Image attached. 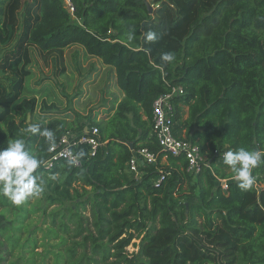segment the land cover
Segmentation results:
<instances>
[{
  "label": "trees",
  "instance_id": "trees-1",
  "mask_svg": "<svg viewBox=\"0 0 264 264\" xmlns=\"http://www.w3.org/2000/svg\"><path fill=\"white\" fill-rule=\"evenodd\" d=\"M71 1L74 13L65 0H25L23 42L42 51L81 45L115 68L126 96L107 122H93L107 147L83 167L65 158L43 163L35 202L39 194L20 205L0 194V264H38L40 246L39 264L52 255V264H264V163L253 169V188L242 191L223 160L240 147L264 150V0ZM20 12L21 0H0V47ZM148 31L155 42L146 40ZM167 52L176 55L170 64L161 59ZM174 86L185 90L174 99V134L197 143L209 164L197 175L187 171L185 155L163 151L152 130L153 102ZM22 89V78L9 90L0 81V149L22 136L37 107L35 98L24 99L17 122L13 104ZM46 128L51 142L24 137L44 162L49 145L74 126L54 118ZM130 146L160 153L141 178L127 172ZM159 169L165 177L157 184ZM35 214L41 224L33 225ZM135 238L139 249L130 253Z\"/></svg>",
  "mask_w": 264,
  "mask_h": 264
},
{
  "label": "rangeland",
  "instance_id": "rangeland-1",
  "mask_svg": "<svg viewBox=\"0 0 264 264\" xmlns=\"http://www.w3.org/2000/svg\"><path fill=\"white\" fill-rule=\"evenodd\" d=\"M24 2L25 0H21V12L17 14L14 30L5 31L8 41L0 47V81L4 82L6 89L9 90L11 81L16 78L23 79L22 94L13 104V114L17 122L20 123L23 116L16 106L24 99H36L35 112L30 113L26 123H38L43 127L42 130L47 127V122L53 117L73 122L78 120L83 127V108L95 110L105 105L106 111L111 112V101L122 95L115 82L114 70L108 67L96 70L99 69V60L86 55V61L83 62V47L79 44L70 45L64 49L42 51L28 41L23 42L28 20L24 15L26 10ZM28 2L31 3L32 0H27L26 4ZM37 9L34 6L32 13H36ZM25 50H27L26 53ZM83 75H88L89 79L88 92L84 94ZM84 123L93 124L90 120ZM72 132L77 131L72 130ZM37 137L39 138L40 135ZM83 150L87 155L86 149ZM40 196L39 194L33 197L32 202ZM174 196L179 197L178 194ZM85 213L89 214V211ZM41 222V215L35 214L33 225L41 224ZM37 237L41 239L43 232L37 231ZM41 241L43 240L39 241L40 245H42ZM139 243L140 239H133L127 246L128 251L130 253L137 251ZM44 250H46L44 246L37 248L41 255ZM41 255L38 256V264L42 258ZM52 256H49L51 257L49 264L53 262Z\"/></svg>",
  "mask_w": 264,
  "mask_h": 264
},
{
  "label": "built area",
  "instance_id": "built-area-1",
  "mask_svg": "<svg viewBox=\"0 0 264 264\" xmlns=\"http://www.w3.org/2000/svg\"><path fill=\"white\" fill-rule=\"evenodd\" d=\"M70 12L74 13L75 7L71 0H65ZM185 93L181 86L172 87L171 91L159 95L153 102L152 130L158 143L163 151L173 155H185L188 164L187 171L197 175L204 167L209 166L205 155L202 154L200 146L186 138L177 137L174 134L175 124V102L174 99L178 95ZM105 145V141L101 137L100 128L91 124L82 128L80 131H68L62 137L49 145L51 155L45 160L44 165L50 168L54 161L59 158H65L74 161L76 167H83L85 161L78 158L77 154L86 149V159L95 157L99 149ZM160 153L151 151L148 147H140L132 149V155L128 161L129 170L135 174L137 178H141L143 170L141 167L156 165L159 162ZM159 176L155 179V183H160L165 173L159 169ZM221 185L224 189H228L227 179H221Z\"/></svg>",
  "mask_w": 264,
  "mask_h": 264
},
{
  "label": "clouds",
  "instance_id": "clouds-1",
  "mask_svg": "<svg viewBox=\"0 0 264 264\" xmlns=\"http://www.w3.org/2000/svg\"><path fill=\"white\" fill-rule=\"evenodd\" d=\"M127 38L129 41L135 39L134 30L128 32ZM156 39V32H147V41L155 42ZM161 59L164 63L170 64L176 60V55L173 52H167L162 55ZM37 133L47 138L49 142L54 140L52 130L47 128L42 130L40 124L29 122L28 126L22 130L20 138L9 141L6 148L0 149V194L16 205H20L28 197L38 195L43 191L44 180L37 170L44 161L28 149L24 138L28 134ZM85 155L83 150L77 154L78 158H83ZM223 160L239 182L238 187L242 191H249L256 182L253 169L264 163V150L240 147L236 151L224 152ZM73 162L70 161V163Z\"/></svg>",
  "mask_w": 264,
  "mask_h": 264
},
{
  "label": "crops",
  "instance_id": "crops-1",
  "mask_svg": "<svg viewBox=\"0 0 264 264\" xmlns=\"http://www.w3.org/2000/svg\"><path fill=\"white\" fill-rule=\"evenodd\" d=\"M85 55L86 56H89V57H91V58H95V60H99V62H100V65H99V69H96V70H100V68L102 69H104V68H106V67H108V68H111L112 70H114V76H115V82H116V85H117V87H118V89L121 91V97H119L118 99H114L113 101H111L112 102V104H111V112H108V111H106L107 110V107L104 105V107H100V109H95V110H92V109H90V110H88V109H86V108H83V129L86 127V126H88V125H91V124H86V123H84V121H87V120H90V121H92V122H107V120L114 114V112H115V110H116V108H117V106H118V104L125 98V96H126V94H125V92L121 89V87L119 86V83H118V80H117V73H116V70H115V68L112 66H109V65H107V64H105V63H103L102 62V60L101 59H99V58H97V57H93V56H90V55H88L86 52H85V50H84V48H83V62H85L86 60H85ZM86 78V79H85ZM91 81V80H90ZM87 83H89V79H88V75H86V76H84L83 75V94L84 93H86V92H88L87 91V88L89 87V85H87ZM110 107V106H109ZM175 109H176V105H175ZM183 110H184V115H185V117H187L188 116V106H186V105H183ZM176 111V110H175ZM142 113V118L143 119H146L147 118V116L144 114V112L142 111L141 112ZM55 117H53V118H51V119H54ZM50 119V120H51ZM65 120H67V119H65ZM68 121V120H67ZM70 124H73V126H74V129L72 128L71 129V131L72 130H74V131H79L78 129H75V127L77 126H79V124L81 125V123H80V121H78V120H76V121H68ZM48 123V122H47ZM82 126V125H81ZM38 135H40L39 133H37V136ZM41 136V135H40ZM108 141L106 140L105 141V145H104V147L106 148L107 147V143ZM131 145V144H130ZM132 146V145H131ZM130 146V147H131ZM83 149H85V148H83ZM131 150H132V147H131ZM84 151V150H83ZM87 157H86V155H85V157H83V160L85 161V162H87L88 161V159H86ZM167 162H168V159H167V155H164L163 157H162V160L160 161V166H161V164H167ZM86 164V163H85ZM128 165V164H127ZM162 167V166H161ZM142 168H145V167H141L140 169H142ZM163 168V167H162ZM127 172H129V173H132L130 170H129V168H127Z\"/></svg>",
  "mask_w": 264,
  "mask_h": 264
},
{
  "label": "water",
  "instance_id": "water-1",
  "mask_svg": "<svg viewBox=\"0 0 264 264\" xmlns=\"http://www.w3.org/2000/svg\"><path fill=\"white\" fill-rule=\"evenodd\" d=\"M147 5H148V7H149L150 11H152V9H153V6H152V5H150L148 2H147ZM28 118H30V113L28 114Z\"/></svg>",
  "mask_w": 264,
  "mask_h": 264
}]
</instances>
